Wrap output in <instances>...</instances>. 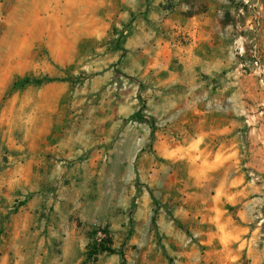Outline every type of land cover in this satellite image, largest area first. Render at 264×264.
Segmentation results:
<instances>
[{
  "label": "rangeland",
  "instance_id": "obj_1",
  "mask_svg": "<svg viewBox=\"0 0 264 264\" xmlns=\"http://www.w3.org/2000/svg\"><path fill=\"white\" fill-rule=\"evenodd\" d=\"M214 5L238 36L258 13L262 30L264 0H0V264H122L88 256L105 232L126 264H264V170L238 182L258 190L235 209L230 259L201 221L218 177L155 149L154 46L170 32L153 13ZM28 78L58 81L14 89Z\"/></svg>",
  "mask_w": 264,
  "mask_h": 264
},
{
  "label": "crops",
  "instance_id": "obj_2",
  "mask_svg": "<svg viewBox=\"0 0 264 264\" xmlns=\"http://www.w3.org/2000/svg\"><path fill=\"white\" fill-rule=\"evenodd\" d=\"M153 15L170 32L154 46L152 63L156 154L169 165L202 158L205 174L218 177L217 187H201L207 210L201 221L221 227L219 243L233 259L239 239L233 227L241 215L235 209L251 206L258 190L238 182L244 171L264 170V85L239 71L233 43L241 28L224 23L218 5L201 13L178 10L166 20L161 9ZM260 34L264 47V21Z\"/></svg>",
  "mask_w": 264,
  "mask_h": 264
},
{
  "label": "built area",
  "instance_id": "obj_3",
  "mask_svg": "<svg viewBox=\"0 0 264 264\" xmlns=\"http://www.w3.org/2000/svg\"><path fill=\"white\" fill-rule=\"evenodd\" d=\"M251 36L240 35L234 43L235 55L240 58L238 69L241 73L256 77L264 85V60L259 47V34L261 30V15L258 13L251 23ZM247 44L251 47L247 50ZM249 59V60H248Z\"/></svg>",
  "mask_w": 264,
  "mask_h": 264
},
{
  "label": "trees",
  "instance_id": "obj_4",
  "mask_svg": "<svg viewBox=\"0 0 264 264\" xmlns=\"http://www.w3.org/2000/svg\"><path fill=\"white\" fill-rule=\"evenodd\" d=\"M56 81L58 80L54 78H43V79L28 78L22 83H15L14 89H17L20 86L25 87V86L32 85V84L43 86V85L54 83ZM135 117L137 119H140L141 113H137ZM104 234H105V238L100 243L93 240V244L90 247L88 256L92 258L99 254L119 255L121 257L122 264H126L127 261L125 259L124 253L122 251H117L116 249L113 248L112 241H111V238L109 237L110 235L108 232H105Z\"/></svg>",
  "mask_w": 264,
  "mask_h": 264
}]
</instances>
